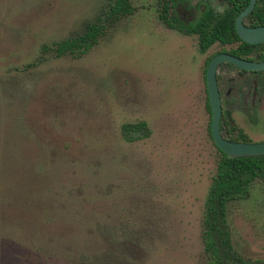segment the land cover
Segmentation results:
<instances>
[{
    "label": "rangeland",
    "instance_id": "1",
    "mask_svg": "<svg viewBox=\"0 0 264 264\" xmlns=\"http://www.w3.org/2000/svg\"><path fill=\"white\" fill-rule=\"evenodd\" d=\"M109 2L0 0V162L14 187L49 190L31 209L18 196L0 203V264L207 262L202 219L217 149L205 69L235 44L202 52L196 34L160 20L158 0H129L132 13L107 23L88 53L42 51L103 19ZM203 4L225 7L188 0L178 12L194 20ZM217 75L231 125L264 141V78L254 94L252 75L228 64ZM138 121L146 129L123 130ZM227 220L234 250L264 264L259 180L228 202Z\"/></svg>",
    "mask_w": 264,
    "mask_h": 264
},
{
    "label": "trees",
    "instance_id": "2",
    "mask_svg": "<svg viewBox=\"0 0 264 264\" xmlns=\"http://www.w3.org/2000/svg\"><path fill=\"white\" fill-rule=\"evenodd\" d=\"M158 1L160 20L169 28L184 34H196L200 51L204 52L213 43L219 42L223 45L235 44L228 50L235 56L248 57L251 60L264 59V43L249 44L243 41L234 27L235 17L248 4L249 0H223L225 7L222 9L205 5L200 8L194 20H185L178 12L180 7H187L188 0ZM132 11L133 7L129 0H110L109 8L103 19L97 18V20L86 21L82 32L54 42L51 46L43 45L42 51L52 50L57 57L67 54L81 57L88 53L105 33L107 23L111 25L120 16L129 15ZM245 22L250 26L264 24V0H257L255 7L245 17ZM209 60L210 58L207 63ZM241 73H248L257 81L264 78V70H241ZM207 106L210 110L208 100ZM228 127L227 134L222 133L225 138L235 141H248L241 129L231 125ZM144 129H146L144 121L123 124V130L127 132L143 131ZM221 129L222 125H220ZM131 139L129 138V140ZM216 149V169L207 191L202 219V239L207 256L206 264H251L233 248L227 220V204L231 200L246 197L252 182L255 180H259L264 188V154L232 158L217 146ZM0 163L3 164L0 165V203L3 204L6 201L9 205L10 199L14 202L19 197V199L27 201L30 209L33 205L30 201H37L38 204L46 205L48 189L45 187L40 189L34 186L35 183L26 182L25 184L22 183L20 187H14L11 182V175L4 171L6 166L3 162ZM43 212L46 213V211ZM97 227L99 230L103 228L100 223H97Z\"/></svg>",
    "mask_w": 264,
    "mask_h": 264
},
{
    "label": "water",
    "instance_id": "3",
    "mask_svg": "<svg viewBox=\"0 0 264 264\" xmlns=\"http://www.w3.org/2000/svg\"><path fill=\"white\" fill-rule=\"evenodd\" d=\"M255 3L256 0H249L234 21L238 36L249 44L264 43V25L252 27L243 23V18L254 8ZM221 62H228L243 70L261 71L264 70V60L254 61L237 57L228 52H220L210 59L205 74L206 91L211 112L210 132L215 145L232 158L262 155L264 154V141L242 142L229 140L223 137L220 132L222 104L216 71Z\"/></svg>",
    "mask_w": 264,
    "mask_h": 264
},
{
    "label": "flooded vegetation",
    "instance_id": "4",
    "mask_svg": "<svg viewBox=\"0 0 264 264\" xmlns=\"http://www.w3.org/2000/svg\"><path fill=\"white\" fill-rule=\"evenodd\" d=\"M256 2H257V0H256ZM206 4H203L202 6H201V8L203 7V6H205ZM255 5H256V3H255ZM209 6H211V5H209ZM212 7V6H211ZM255 7V6H254ZM251 12V11H250ZM249 12V13H250ZM248 13V14H249ZM239 14V13H238ZM237 14V15H238ZM247 14V15H248ZM246 15V16H247ZM245 16V17H246ZM245 17L243 18V23L245 24V25H247V26H250L248 23H246L245 22ZM236 18V17H235ZM235 21V20H234ZM264 25V24H263ZM167 26V25H166ZM260 26V25H259ZM252 27H255V26H252ZM170 29H172V28H170ZM174 30H176V29H174ZM176 31H178V30H176ZM257 44H259V43H257ZM235 46V45H234ZM231 49V48H230ZM220 52H228V50H220V51H218V52H215V53H213L209 58L211 59L215 54H217V53H220ZM228 53H230V52H228ZM231 54V53H230ZM234 55V54H233ZM238 57V56H237ZM240 58H245V59H248V57H240ZM251 60V59H250ZM264 60V59H263ZM210 61V60H209ZM254 61H261V60H254ZM209 63V62H208ZM208 63H207V65H208ZM222 64H228V65H230V66H232V67H234L235 69H237L238 70V72L240 73V74H242L241 73V70H243V69H240V68H237V67H235V66H233L232 64H230V63H228V62H221L218 66H217V69H218V67L220 66V65H222ZM207 65H206V67H207ZM243 71H252V70H243ZM261 71H263V70H261ZM205 74H206V69H205ZM216 76H217V81H218V78H219V76L217 75V71H216ZM253 83H252V88H253V93L254 94H258L261 90H260V88L257 86L258 85V82H257V80H255V79H253V81H252ZM218 86H219V82H218ZM219 91H220V88H219ZM206 93H207V91H206ZM220 96H221V93H220ZM207 100H208V96H207ZM209 102V101H208ZM221 104H222V99H221ZM210 107V106H209ZM209 110V109H208ZM209 112H210V110H209ZM229 115H228V112L226 111V110H224V108H223V106H222V114H221V118H220V125H222V129L220 130V132H221V134L222 133H224L225 135L227 134V131H228V129L227 128H229L228 126H230L231 125V123H230V121H229ZM210 122H211V112H210ZM231 126H234V125H231ZM236 127V126H235ZM239 129V128H238ZM209 132H210V123H209ZM210 136H211V132H210ZM222 136H223V134H222ZM224 137V136H223ZM212 138V137H211ZM228 139V138H227ZM213 140V139H212ZM230 140V139H229ZM248 141H242V142H253V141H251V140H249V139H247ZM235 141V140H234ZM260 142V141H259ZM213 143H214V141H213ZM215 144V143H214ZM254 182V181H253ZM252 182V183H253ZM250 188H251V186H250ZM262 188H263V186H262ZM263 190H264V188H263ZM249 192H250V189H249ZM249 194V193H248ZM243 199V198H242ZM232 242V241H231Z\"/></svg>",
    "mask_w": 264,
    "mask_h": 264
}]
</instances>
